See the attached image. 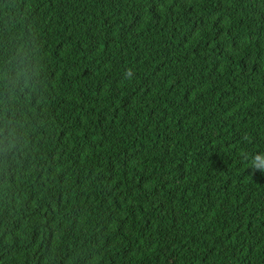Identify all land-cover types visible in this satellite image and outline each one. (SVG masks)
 <instances>
[{
	"label": "trees",
	"instance_id": "obj_1",
	"mask_svg": "<svg viewBox=\"0 0 264 264\" xmlns=\"http://www.w3.org/2000/svg\"><path fill=\"white\" fill-rule=\"evenodd\" d=\"M255 154L264 0H0V264H264Z\"/></svg>",
	"mask_w": 264,
	"mask_h": 264
},
{
	"label": "clouds",
	"instance_id": "obj_2",
	"mask_svg": "<svg viewBox=\"0 0 264 264\" xmlns=\"http://www.w3.org/2000/svg\"><path fill=\"white\" fill-rule=\"evenodd\" d=\"M132 72L129 70L126 73V76L131 77ZM250 167L252 168L253 174L256 170H260L262 173H264V154H255L251 157V164Z\"/></svg>",
	"mask_w": 264,
	"mask_h": 264
}]
</instances>
